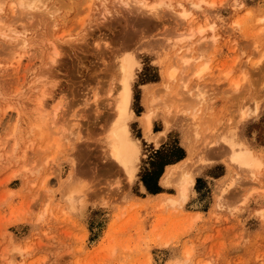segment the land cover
Wrapping results in <instances>:
<instances>
[{"label":"rangeland","instance_id":"obj_1","mask_svg":"<svg viewBox=\"0 0 264 264\" xmlns=\"http://www.w3.org/2000/svg\"><path fill=\"white\" fill-rule=\"evenodd\" d=\"M40 1L31 9L0 0V264H264V166L251 176L230 161L222 139L235 129L264 148V109L254 110L264 99V0H145L155 9L142 0ZM179 2L190 19L173 9ZM199 24L203 33L178 44L146 43ZM10 26L26 42L7 35ZM137 33L147 37L134 42ZM125 51L140 59L131 128L141 153L132 179L110 164L103 117ZM182 55L200 60L184 68ZM168 64L184 67L167 82ZM148 109L150 133L141 118ZM187 156L196 181L183 201L177 178L163 186L161 176ZM70 171L83 189L74 205L60 184Z\"/></svg>","mask_w":264,"mask_h":264},{"label":"bare ground","instance_id":"obj_2","mask_svg":"<svg viewBox=\"0 0 264 264\" xmlns=\"http://www.w3.org/2000/svg\"><path fill=\"white\" fill-rule=\"evenodd\" d=\"M39 1L40 0H31V1L30 0H18L19 2L18 5H20L22 8L30 7L31 9L33 8L35 9L36 7L41 6L39 5ZM140 3L141 5L150 6L149 8H154V9L156 8L155 5L159 4V3H153L152 5H150L145 0L140 1ZM191 3H193L195 7H202V3H209L211 5H214L215 2L213 0H210L209 2L207 0H200V2L192 1ZM168 4L171 5V2H169ZM179 5L181 7L180 11L176 10L174 7L173 9L177 11V13L183 19H186V20L190 19L191 11L187 9L182 2H179ZM51 7L48 9L46 8L45 9L47 10L46 13L53 15V12H52L53 10L50 11ZM0 20H2V16H0ZM209 26L212 29H214L213 28L214 24H211ZM4 29L2 28V31ZM133 29L135 30L134 33L136 34L137 30L135 28ZM6 30L7 31L9 30L7 35H10V37L15 38V40L18 43L26 42L25 35H23L21 32L16 30L15 26L14 27L10 26V28ZM205 30H206L205 25L199 24L197 25L195 29L191 28L189 32L177 35L176 38L171 39V41L165 40L161 36H157L156 38H153L152 40H149L146 43L148 44V46H151V47H161V46H167V45L169 46L170 42L178 44L179 41H182L183 39H187V38H192L199 33L200 34L203 33ZM142 34L137 33L135 37L136 40H134V42L145 40L147 36L146 35L142 36ZM132 41H133V38H132ZM58 54H60L59 48L57 46H54V53L51 57L53 62L57 60ZM117 57H118V61L116 62L117 64L115 63L116 68H117V73H118V76L117 77L115 76L117 83L113 84L111 82L113 86L111 87L109 91L112 96L111 97L112 99H110L111 100L110 102L111 110L108 113H106V115H104L103 117L108 126L107 132H108V138H109V142H108L109 157H110L109 159H111L110 164L116 165L117 163L121 168H123L127 172L130 179H132L135 176V173L137 171L139 161H140V153H141L140 140L134 136L132 132V128H131V119H133V117L135 116V111L132 107L133 83H134L135 78L137 77L136 76L137 69L140 67V59H139V55L137 52L130 53V51H125L122 53L120 52V54H118ZM197 58L198 56L189 57L187 55H182L180 59L185 67L178 66L177 64L176 65L175 64L165 65L162 71L163 78L167 82L175 79L178 73L183 72V70L180 71V69H182L183 67L186 68L188 66L190 59H194V61L196 60L199 61L200 59H197ZM206 64L207 63L205 61L198 64L199 66L194 71V74L197 77L200 78L203 72L207 69ZM113 91L115 92V94ZM151 99L147 97V101H149V104H150ZM255 103L256 104H255L254 110L256 113L264 109V99L262 101L257 100ZM182 112L185 113V109ZM244 112L245 114L243 115L246 116L247 115L246 113H248V110L247 111L245 110ZM153 115H154V111L152 109H148L141 116L147 133H150V131L152 130ZM192 116H195V114H193ZM163 133L164 131H161V134ZM155 137H157L155 142L158 144L161 141V136H155ZM222 139L224 143L226 144V146L229 147L230 161L235 163L237 166L242 167L243 169L247 170L248 171L247 173L249 174L251 173V176L253 175L254 177L258 175V172L264 166V162L261 157L262 154L264 157V153H263L264 148H260L256 150L254 147L255 145L253 146L250 141H247L244 138H242L239 135V132L235 129L227 131L225 134H223ZM200 155H202L201 152H200ZM188 160H189V157L187 156V158H183L180 161L168 164L166 166V169L163 175L161 176V184L163 186H170L171 183H173L172 180H174V178H177V180L175 181L177 191H178L177 193L179 196V200L181 199L183 201L187 200L188 197L190 196V193L193 191L194 184L196 181L195 172H192V170L188 168V165H189V163L187 164ZM192 162H194L193 159H192ZM73 175H74L73 171H70L64 180L61 179V183H60V184L65 185L66 189L64 192L65 193L64 197L70 202L71 205H74V199L76 198V196H78V198L81 197L79 195L83 192V189L81 186H78L77 184L72 185V182L74 181L72 179L74 178ZM46 181L47 179L44 180L43 184H45ZM61 186L63 187V185ZM62 187H61V190L63 191L64 188L62 189ZM157 194H161V192ZM167 200L170 201L171 203H176L178 201V198L169 197L167 198ZM167 264H193V263L189 259V257H183L181 259L179 258L172 259Z\"/></svg>","mask_w":264,"mask_h":264}]
</instances>
